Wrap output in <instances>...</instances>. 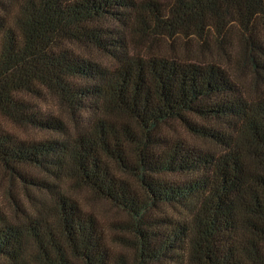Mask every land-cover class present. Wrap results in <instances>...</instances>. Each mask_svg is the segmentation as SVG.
<instances>
[{
  "label": "trees",
  "instance_id": "obj_1",
  "mask_svg": "<svg viewBox=\"0 0 264 264\" xmlns=\"http://www.w3.org/2000/svg\"><path fill=\"white\" fill-rule=\"evenodd\" d=\"M0 264H264V0H0Z\"/></svg>",
  "mask_w": 264,
  "mask_h": 264
},
{
  "label": "rangeland",
  "instance_id": "obj_2",
  "mask_svg": "<svg viewBox=\"0 0 264 264\" xmlns=\"http://www.w3.org/2000/svg\"><path fill=\"white\" fill-rule=\"evenodd\" d=\"M50 107H52V105H50ZM96 211L99 213V217L103 220H109L111 218H113L114 214L111 213H106V208L103 207L102 205H98L96 204Z\"/></svg>",
  "mask_w": 264,
  "mask_h": 264
}]
</instances>
